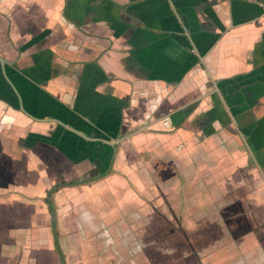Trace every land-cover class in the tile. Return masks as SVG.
Wrapping results in <instances>:
<instances>
[{
	"label": "crops",
	"instance_id": "crops-1",
	"mask_svg": "<svg viewBox=\"0 0 264 264\" xmlns=\"http://www.w3.org/2000/svg\"><path fill=\"white\" fill-rule=\"evenodd\" d=\"M0 58V264H264V0H0Z\"/></svg>",
	"mask_w": 264,
	"mask_h": 264
},
{
	"label": "trees",
	"instance_id": "trees-1",
	"mask_svg": "<svg viewBox=\"0 0 264 264\" xmlns=\"http://www.w3.org/2000/svg\"><path fill=\"white\" fill-rule=\"evenodd\" d=\"M84 182H71V183H64V182H60L59 186L64 187V186H68V187H72V186H76V185H80L83 184ZM49 208H50V204H49ZM52 212V210H51Z\"/></svg>",
	"mask_w": 264,
	"mask_h": 264
},
{
	"label": "water",
	"instance_id": "water-1",
	"mask_svg": "<svg viewBox=\"0 0 264 264\" xmlns=\"http://www.w3.org/2000/svg\"><path fill=\"white\" fill-rule=\"evenodd\" d=\"M0 64H1V65L6 64L5 60L2 59V58H0ZM57 189H58V186L53 187V188L50 190V194H52V193H53L54 191H56ZM62 264H64V263L62 262Z\"/></svg>",
	"mask_w": 264,
	"mask_h": 264
}]
</instances>
